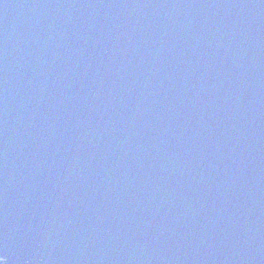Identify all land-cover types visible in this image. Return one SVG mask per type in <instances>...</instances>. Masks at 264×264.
<instances>
[{
	"label": "water",
	"instance_id": "water-1",
	"mask_svg": "<svg viewBox=\"0 0 264 264\" xmlns=\"http://www.w3.org/2000/svg\"><path fill=\"white\" fill-rule=\"evenodd\" d=\"M6 264H264V0H0Z\"/></svg>",
	"mask_w": 264,
	"mask_h": 264
},
{
	"label": "snow or ice",
	"instance_id": "snow-or-ice-1",
	"mask_svg": "<svg viewBox=\"0 0 264 264\" xmlns=\"http://www.w3.org/2000/svg\"><path fill=\"white\" fill-rule=\"evenodd\" d=\"M3 256L2 255H0V264H2V262H3Z\"/></svg>",
	"mask_w": 264,
	"mask_h": 264
},
{
	"label": "clouds",
	"instance_id": "clouds-1",
	"mask_svg": "<svg viewBox=\"0 0 264 264\" xmlns=\"http://www.w3.org/2000/svg\"><path fill=\"white\" fill-rule=\"evenodd\" d=\"M2 264H6V258L5 257L3 258Z\"/></svg>",
	"mask_w": 264,
	"mask_h": 264
}]
</instances>
